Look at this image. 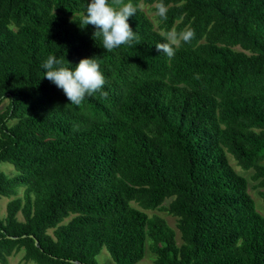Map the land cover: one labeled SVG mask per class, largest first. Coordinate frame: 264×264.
Listing matches in <instances>:
<instances>
[{"label":"trees","instance_id":"1","mask_svg":"<svg viewBox=\"0 0 264 264\" xmlns=\"http://www.w3.org/2000/svg\"><path fill=\"white\" fill-rule=\"evenodd\" d=\"M124 2L162 3L167 19L156 30L137 11L139 44L109 52L78 23L90 0H0V161L15 170L0 172V196H14L0 264L20 250L98 264L102 247L115 264H139L146 247L154 264H264V216L227 156L264 187V0ZM172 29L195 37L168 59L156 44ZM48 55L72 69L94 57L105 85L70 103L43 78ZM156 209L177 218L180 244L144 211Z\"/></svg>","mask_w":264,"mask_h":264},{"label":"clouds","instance_id":"2","mask_svg":"<svg viewBox=\"0 0 264 264\" xmlns=\"http://www.w3.org/2000/svg\"><path fill=\"white\" fill-rule=\"evenodd\" d=\"M156 7L159 17L166 20L167 8L162 3ZM139 10V7L125 3L124 0H111V3L109 0H90L78 23L82 28L94 26V39L102 38V47L110 52L121 45L139 44V37L129 24V18ZM161 35L165 42L156 44V48L168 59H172L175 56L177 40L190 43L195 37V31L186 29L179 34L169 32ZM42 68L45 69L43 78L61 89L70 103L77 106L86 96L91 97L100 91L106 83L94 57L82 58L72 69L64 66L63 61L55 55H48L42 63ZM102 94L107 96L106 92Z\"/></svg>","mask_w":264,"mask_h":264},{"label":"rangeland","instance_id":"3","mask_svg":"<svg viewBox=\"0 0 264 264\" xmlns=\"http://www.w3.org/2000/svg\"><path fill=\"white\" fill-rule=\"evenodd\" d=\"M154 5H148L145 3H140V7L147 16L150 18L152 21L154 28L156 30L158 29V22H157V11L154 10L153 8ZM161 33H165L163 30H160ZM170 32H175L174 29H172ZM169 33V32H168ZM179 39L177 40L178 43ZM8 104V100L5 99L0 103V114L5 110L6 106ZM13 121H8V124H12ZM228 159L230 164L234 167L235 171L238 172L239 174L243 175L248 182V192L251 195V197L254 200L256 209L264 216V201L262 200L260 196V191H264V187H261L257 184V181L252 179V173L253 169L249 170H244L242 169L237 162L234 160V158L230 155L227 154ZM0 172L4 173L7 176H11L15 173L14 167L11 163L9 162H4L0 161ZM22 188L18 190V196L22 194ZM14 196L11 197H5V196H0V218L5 217L6 215V206L8 201L13 198ZM169 203V199H166L163 202L164 206H167ZM134 206L137 207L135 203H132ZM148 216L152 215H158L162 217L166 223L174 229L175 231V238L178 244L181 243V238H180V233L177 228V218L174 215L169 214L163 209L159 210H144ZM18 218L22 219V216L20 213H18ZM69 217L66 218L64 221H68ZM49 233H51V230H49ZM23 250L17 251L12 253L10 256L7 257V262L5 264H35L33 261H27L23 257ZM98 264H115L114 261L112 260L109 252L105 247H102L100 250L99 254L96 256ZM139 264H154V254L146 247L145 255L144 257L139 261Z\"/></svg>","mask_w":264,"mask_h":264}]
</instances>
